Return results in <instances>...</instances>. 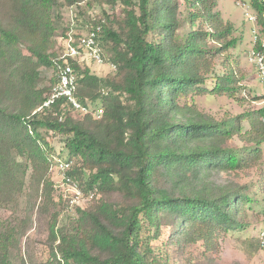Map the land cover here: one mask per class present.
I'll list each match as a JSON object with an SVG mask.
<instances>
[{"label":"trees","instance_id":"1","mask_svg":"<svg viewBox=\"0 0 264 264\" xmlns=\"http://www.w3.org/2000/svg\"><path fill=\"white\" fill-rule=\"evenodd\" d=\"M250 5L261 17L264 0ZM70 9L78 29L101 26L103 59L114 65L99 76L72 61L74 94L82 104L100 101L98 117L65 98L33 112L52 87L42 68L56 81ZM232 32L216 0H0V206L23 199L24 212L0 222V264H11L33 222L48 255L26 253L21 264H173L167 247L188 245L208 261L224 235L245 228L248 210L264 200V175L238 178L262 158L264 107L216 118L195 100L238 99L234 71L213 69L236 46ZM48 134L61 137L66 170ZM64 176L86 205L60 222L74 195Z\"/></svg>","mask_w":264,"mask_h":264},{"label":"rangeland","instance_id":"2","mask_svg":"<svg viewBox=\"0 0 264 264\" xmlns=\"http://www.w3.org/2000/svg\"><path fill=\"white\" fill-rule=\"evenodd\" d=\"M97 5V4H96ZM98 5L95 8V14L101 9ZM105 9H108L107 6ZM181 10H185L182 6ZM216 10L221 12L223 20L228 22L233 27L232 37L236 38L237 44L235 47L229 49L231 53L228 57L218 56L215 58L214 72L223 74L233 70L236 77L239 78V89L236 93L237 100L226 96L212 95L205 96L204 94L196 96L195 100L198 107L210 115L220 118L226 115H236L252 109L263 107L264 104L261 99H253L261 95L262 86L256 76V68L253 63L248 60L249 51L253 45L254 33L258 35L260 43L264 40V13L257 18L256 23L251 18L255 15V11L250 5V0H216ZM119 6L117 7V12ZM262 18V22H260ZM66 24H69V13L65 16ZM58 34L53 36L54 45H57ZM62 40V39H61ZM60 40V42H61ZM264 42V41H263ZM225 61V63H223ZM99 65L95 62L83 63L82 66H87L89 69L99 76L106 75L111 68L108 65ZM42 79L46 85H53L55 81V73L52 68H42ZM207 86L211 87L212 82L208 81ZM101 102L96 101L90 104V114L95 117L94 109L101 107ZM246 126V124L244 125ZM47 141L53 149V155L60 154L61 158H68L67 151L63 148L61 137L58 135H47ZM232 143L242 145V143L234 137ZM263 155L256 166L252 168L248 175L242 173L239 180L254 181L261 172L264 175V143L262 144ZM261 175V176H262ZM257 185V184H256ZM73 199V196H70ZM262 197V194L259 195ZM23 199L17 208L10 209L0 206V222H3L2 228L8 222H17L23 217ZM85 206L86 199L82 195L79 202H72L69 207L60 212V222L65 218L66 214H73L74 206ZM264 200L259 199V202L247 212V226L241 230H231L224 235L219 241V249L217 255L208 261L203 259L201 247L199 245H188L177 248L176 246H168L169 257L173 264H188V258L198 257L195 259V264H264V247L260 246L257 241V235L260 230L264 228ZM263 210V211H262ZM36 223L33 222L30 229L22 237L19 251L11 254V264H21L20 257H25L26 253H30L36 260H45L48 255V249L45 244H42L40 239L43 235H38L36 231ZM167 236L164 229L159 240L153 241L159 246L162 239ZM215 258V260H213Z\"/></svg>","mask_w":264,"mask_h":264},{"label":"built area","instance_id":"3","mask_svg":"<svg viewBox=\"0 0 264 264\" xmlns=\"http://www.w3.org/2000/svg\"><path fill=\"white\" fill-rule=\"evenodd\" d=\"M263 15V14H262ZM75 13L70 9L69 11V24L66 36L62 38L59 45L62 46L61 53L58 55L57 66V78L51 87V90L43 101L33 112L42 110L54 103L59 98H65L75 109H79L85 112H90V104H82L77 100L74 92L77 86V76L72 67V61H76L79 64L95 62L99 65L107 64L103 59L102 48L100 47L99 37L101 34V26L97 25L94 28H88L85 26L83 29H78L75 24ZM254 22L257 21L256 14L251 17ZM264 40L260 43L258 35L254 33L253 45L248 54V60L254 64L256 68V76L262 86V102L264 104ZM256 46L259 48L256 49ZM110 68H114V65L108 64ZM264 107V106H263ZM102 109H94L95 117H98ZM262 122L264 123V114L262 116ZM57 167L63 171L69 168L70 162L65 158H55ZM66 181L62 186H65V191H71L74 195L73 199L70 197V203L79 202V198L82 196L77 184L69 177H63ZM257 241L260 246L264 247V228L259 231L257 235Z\"/></svg>","mask_w":264,"mask_h":264}]
</instances>
